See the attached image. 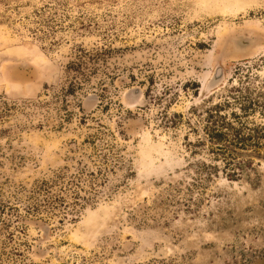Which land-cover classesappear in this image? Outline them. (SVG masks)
Masks as SVG:
<instances>
[{"label": "rangeland", "instance_id": "rangeland-1", "mask_svg": "<svg viewBox=\"0 0 264 264\" xmlns=\"http://www.w3.org/2000/svg\"><path fill=\"white\" fill-rule=\"evenodd\" d=\"M243 32L264 36V0H0V264H264V60L129 138L117 107L67 112L59 80L85 54Z\"/></svg>", "mask_w": 264, "mask_h": 264}, {"label": "flooded vegetation", "instance_id": "flooded-vegetation-1", "mask_svg": "<svg viewBox=\"0 0 264 264\" xmlns=\"http://www.w3.org/2000/svg\"><path fill=\"white\" fill-rule=\"evenodd\" d=\"M223 37L216 47L203 43L201 50L191 53L185 47L178 52L155 46L120 56L105 53L79 56V60L66 69L65 76L59 77L65 81L62 93L71 98L66 111H73L78 120L85 123L98 108L106 107L110 111L117 107L121 111L122 126L118 134L129 138L144 126L142 114L157 113L163 103L191 90L188 110H191L189 114L197 116L199 109L226 88L234 76L264 60V56H260L264 36L243 32ZM151 57L155 61L148 66ZM134 68L138 69L136 75L131 72ZM118 71L121 73L114 75ZM96 82L101 83L97 86ZM210 113L204 114L208 120ZM205 132L208 134L206 129ZM46 195L51 196L49 192ZM42 231L48 238L49 226L43 225Z\"/></svg>", "mask_w": 264, "mask_h": 264}]
</instances>
